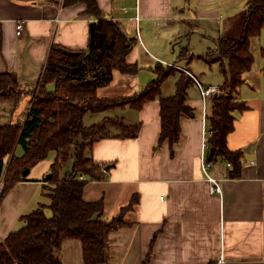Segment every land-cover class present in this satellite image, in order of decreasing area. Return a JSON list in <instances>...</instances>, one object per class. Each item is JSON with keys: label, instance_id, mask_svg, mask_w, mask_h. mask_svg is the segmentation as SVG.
I'll return each mask as SVG.
<instances>
[{"label": "crops", "instance_id": "1", "mask_svg": "<svg viewBox=\"0 0 264 264\" xmlns=\"http://www.w3.org/2000/svg\"><path fill=\"white\" fill-rule=\"evenodd\" d=\"M236 1L97 0L104 18L119 23L126 37L134 42L127 62L140 68L137 75L115 71L110 85L98 90L99 100L118 102L138 96L158 78L143 71L153 70L155 65L164 68L175 64L194 83L187 98L194 117L181 118L180 141L174 147L168 141L158 146L162 127L158 99L140 109L124 104L84 117L87 128L108 120L136 128L130 135L112 129L108 139L96 142L86 154L100 167L112 166L104 171L103 181L88 183L83 194L86 203L103 202L104 221H112L137 200L125 216L130 227L109 236L107 264H221V258L225 264H264V62L252 66L233 94L247 107L244 112L234 113L235 129L227 139L230 152L243 153L241 175L229 178V163L208 160L209 175L221 189L212 193L202 171V155L203 144L209 139L206 132L213 99L204 100L199 85L205 90L220 89L225 82L222 68H227L228 63L215 55L223 33L218 37L203 36L210 44L198 52L190 50V46L183 51L185 48L177 43L182 34L200 32L204 26L205 30L220 28L226 6ZM64 3L65 0H0V73L15 75L24 90L36 89L53 46L70 51L88 49L98 20L87 15L86 4ZM21 23L24 31L18 35ZM194 59L203 61L206 70L217 64L221 81H206L205 77L204 86L195 73ZM102 70L92 72L86 80H95ZM178 80L163 83V98L175 96ZM49 90L53 91L54 86ZM32 97L22 100L13 120L19 117L25 122ZM15 154L23 157L22 147H17ZM53 154V160L36 166L28 182L17 184L0 201V244L25 226V216L41 204H50L43 194L47 185L44 181L57 158ZM205 154L209 158L210 150ZM4 186L0 182V197ZM47 216L52 213L47 211ZM61 257L63 264H85L82 243L64 242Z\"/></svg>", "mask_w": 264, "mask_h": 264}, {"label": "trees", "instance_id": "2", "mask_svg": "<svg viewBox=\"0 0 264 264\" xmlns=\"http://www.w3.org/2000/svg\"><path fill=\"white\" fill-rule=\"evenodd\" d=\"M83 3L87 15L98 20L93 25L92 39L85 51H70L53 46L46 69L40 81L39 95L32 100L25 122L12 123V116L22 100L31 95L21 88L18 79L10 72L0 73V182L5 186L0 201L17 184L28 182L23 174L33 170L51 153L57 158L51 167V178L44 181L45 193L50 204H41L30 215L25 216V226L12 233L5 243L0 244V264H63L62 245L66 241H80L83 246L85 264H107L110 260L109 236L130 227L126 214L130 208L110 222L103 220V202H84V189L88 183L103 181L106 177L103 167L86 156L92 146L110 137L118 128L129 135L136 128L126 127L118 120H108L92 127H85L84 117L88 113H101L119 105L132 104L142 108L146 103L158 99L161 103V135L158 146L169 142L174 147L181 136V118L194 117L193 109L187 106L188 90L194 85L192 79L172 68L157 65L158 78L141 94L125 101H101L97 93L112 82L113 74L119 71L125 75H137L138 66L128 64L127 57L134 42L126 37L119 23L104 18L97 0H65L64 5ZM240 39L223 35L218 42L220 57L228 63L222 68L225 82L221 95L212 100V113L208 117V139L210 151L215 150L209 162L223 160L232 166L229 178L240 177L242 152H230L228 136L235 129L236 112L247 107L234 100L232 95L242 85L244 76L255 63L251 51V40L258 38L264 28V0H251L248 9L240 17ZM1 50V36H0ZM264 58V49L262 50ZM103 69L93 81L86 80L94 71ZM180 74L176 94L163 98V83ZM54 86L50 91L49 87ZM5 123H3V121ZM24 150L23 157H16L17 147ZM70 173L62 175L66 165L73 158ZM80 177L84 179L81 180ZM52 216H47V211ZM98 217L94 221L95 217Z\"/></svg>", "mask_w": 264, "mask_h": 264}, {"label": "rangeland", "instance_id": "3", "mask_svg": "<svg viewBox=\"0 0 264 264\" xmlns=\"http://www.w3.org/2000/svg\"><path fill=\"white\" fill-rule=\"evenodd\" d=\"M251 0H237L234 4H228L226 6V8H228V10H224V13L226 15V18H223V22L221 24H219L220 28H218V26H216L215 28L212 27H208V30H205V26L204 28H201L200 32H194L191 31L189 32L188 35H184L182 34V37L180 38V40L177 41V43L180 42V45H178V47H183V51H187L186 48L189 47L190 50L192 51H200L203 49V47L205 46V44H210L207 40H205V38H203V36H214V37H218L221 35V33H223L222 35H224L225 33L229 32V36H238L240 34L241 28H240V17L242 16V14L245 13V11L248 9L249 6V2ZM241 36H239L238 38L240 39ZM183 45V46H182ZM264 49V28L262 29L261 35L258 38H254L251 40V51L252 54L255 58V63L254 65L257 63V65H259L260 63L264 62V58L262 57V50ZM218 58L220 56V53H216L215 54ZM183 57H187L186 54L183 55ZM195 63V69L197 72L196 75L200 78L201 82L204 84V80L206 77V81H221V77L220 74L218 72V67L217 64H213L210 65L211 67L208 68L206 70L203 61L201 60H193ZM186 66V65H185ZM165 69H167V67H164ZM192 68V67H191ZM157 69V66L155 65L153 67V70H151V68H146L145 70L143 69L144 73H152L156 78L157 75L155 73ZM173 69V68H172ZM176 71H180L177 69H173ZM199 71V72H198ZM198 73H202V76H200V74ZM181 75L180 74H176L175 76H172L170 78H168V84L169 82H172V80L174 79H180ZM202 78V79H201ZM42 79V78H41ZM219 79V80H217ZM41 83L39 82L37 84L36 89H34L33 91H30V94L33 96L32 100L37 97V95H39V90H40V85ZM204 86H206V84H204ZM223 94V93H221ZM197 97V96H196ZM232 98L233 95H232ZM25 100H27V98H25ZM234 100H236L234 98ZM211 102H209V106L211 107ZM28 106V105H27ZM3 123L4 120H2ZM21 122L19 117H15L14 120H12V123H18ZM55 158V154L51 153L49 155L48 160H53ZM47 160V162H49ZM74 166V152H73V158L70 160V162L66 165L62 175L65 176L66 174L70 173L73 169ZM48 175H51V173H49ZM49 210H48V214H49Z\"/></svg>", "mask_w": 264, "mask_h": 264}, {"label": "built area", "instance_id": "4", "mask_svg": "<svg viewBox=\"0 0 264 264\" xmlns=\"http://www.w3.org/2000/svg\"><path fill=\"white\" fill-rule=\"evenodd\" d=\"M139 19L137 18L136 19V22L138 23ZM22 31H24V23H21V24H18L17 26V34L20 35L22 33ZM137 33L139 35V27L137 28ZM139 37V36H138ZM167 67L169 68H173V69H177V70H180V71H183L181 70L177 65L175 64H170L168 65ZM188 75H191L188 71L184 70ZM194 78V77H193ZM194 80L196 81V83H198V81L194 78ZM199 85V83H198ZM199 88L201 90V94H202V97L204 100H208V99H213L214 97H217L219 95H221L222 91L221 89L217 88V87H213V88H210V89H202L201 86L199 85ZM212 136V133L210 131L206 132V137H210ZM210 148H209V144L207 143V141L203 144V155H202V171L204 172V174L206 175L207 179H208V182L210 183L211 185V192L212 193H218L221 191L219 185H218V182L217 180H215L214 178H212L210 175H209V170L211 168V164L208 162V156L205 154V152L207 153V151H209ZM228 167L231 168V164H228ZM81 180H83L84 178L83 177H80ZM221 264H225L223 262V259L221 258Z\"/></svg>", "mask_w": 264, "mask_h": 264}, {"label": "water", "instance_id": "5", "mask_svg": "<svg viewBox=\"0 0 264 264\" xmlns=\"http://www.w3.org/2000/svg\"><path fill=\"white\" fill-rule=\"evenodd\" d=\"M214 156H215V150H211V151H210V155H209V160L211 161V160L214 158ZM111 167H112V166H108L107 168L104 169V171H105V172H108V171L111 169ZM30 172H31L30 170H27L26 172H24L23 177H24V178H27V177L30 175ZM51 177H52V176L50 175L49 178H51ZM97 218H98V217L96 216V217L94 218V221H96Z\"/></svg>", "mask_w": 264, "mask_h": 264}]
</instances>
